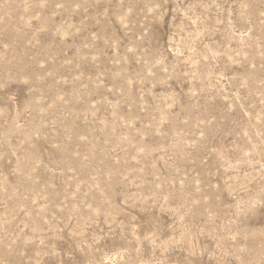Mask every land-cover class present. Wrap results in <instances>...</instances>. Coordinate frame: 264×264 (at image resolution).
Returning <instances> with one entry per match:
<instances>
[{
	"label": "rangeland",
	"instance_id": "374dc122",
	"mask_svg": "<svg viewBox=\"0 0 264 264\" xmlns=\"http://www.w3.org/2000/svg\"><path fill=\"white\" fill-rule=\"evenodd\" d=\"M0 264H264V0H0Z\"/></svg>",
	"mask_w": 264,
	"mask_h": 264
}]
</instances>
